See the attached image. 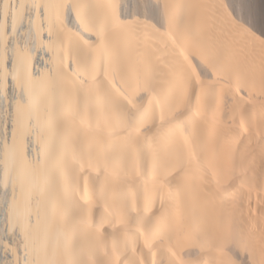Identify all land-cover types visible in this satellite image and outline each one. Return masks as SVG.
Listing matches in <instances>:
<instances>
[{"label":"bare ground","instance_id":"obj_1","mask_svg":"<svg viewBox=\"0 0 264 264\" xmlns=\"http://www.w3.org/2000/svg\"><path fill=\"white\" fill-rule=\"evenodd\" d=\"M2 5L24 264H264V0Z\"/></svg>","mask_w":264,"mask_h":264},{"label":"rangeland","instance_id":"obj_2","mask_svg":"<svg viewBox=\"0 0 264 264\" xmlns=\"http://www.w3.org/2000/svg\"><path fill=\"white\" fill-rule=\"evenodd\" d=\"M2 3H3V0H0V20H2L3 15H4ZM14 4L15 3L12 1L11 5L14 6ZM39 5H40L39 10L41 11L39 12V17H40V14L43 13L42 11H43L44 5H42V3ZM31 7L32 6L30 5L29 6L25 5L23 9L21 21L18 25V29L14 32L15 34L11 32L9 33V37L7 39L8 41L6 42L7 44L6 49L7 48L10 49L9 44H11L12 41L17 40L19 44H24L25 40L26 42L27 41L30 42L32 40L30 44L33 42L34 36H31L30 35L31 31H29L32 28L31 26L32 17L31 16H33L31 15L33 13H30V12H33L32 11L33 8ZM11 11L12 10L10 9L8 11L9 13L7 12L8 17L6 15V18L8 20L6 23V26H7L6 28L9 30L11 29L10 28L11 27ZM28 13H30L29 20H27ZM43 17L44 16L42 15L40 17L41 24L42 22L43 24H45L44 22L45 19ZM45 37H46V33H45ZM10 53L11 52L8 50V55H9L8 58L11 57ZM17 98H18V92L14 88H11L10 83H8L6 90L2 91L1 82H0V264H24V260H25V254H23L24 251L22 250L23 248L21 245L22 237L20 233L18 232L17 228L16 229L11 228L9 218H8V215H9L8 212H9L10 200H11V190L5 184V181H4V164H3V148H4L3 146L6 141H10L11 139L10 131L12 128L11 126L12 125V117H11L12 114L11 113L13 112L12 104L14 103L15 100H17ZM14 245H17L16 247L18 248L19 251L17 250H15L16 252L14 251V249L12 248V246L14 247ZM16 255H18V257Z\"/></svg>","mask_w":264,"mask_h":264},{"label":"built area","instance_id":"obj_3","mask_svg":"<svg viewBox=\"0 0 264 264\" xmlns=\"http://www.w3.org/2000/svg\"><path fill=\"white\" fill-rule=\"evenodd\" d=\"M27 18H28V17H27ZM27 20H28V19H27ZM40 52H41V51H40ZM40 54H41V53H39V52H38L37 56L41 57V55H40ZM35 69H36V67H35Z\"/></svg>","mask_w":264,"mask_h":264}]
</instances>
